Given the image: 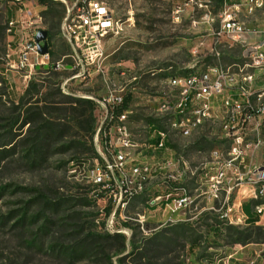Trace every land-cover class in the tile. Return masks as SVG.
Returning a JSON list of instances; mask_svg holds the SVG:
<instances>
[{
  "label": "rangeland",
  "instance_id": "rangeland-1",
  "mask_svg": "<svg viewBox=\"0 0 264 264\" xmlns=\"http://www.w3.org/2000/svg\"><path fill=\"white\" fill-rule=\"evenodd\" d=\"M41 1L0 0V143L4 144V149L11 150L0 159V264H96L86 260L69 263L57 252H52L68 238L65 234L62 242L59 241L57 226H61L62 219L73 216H81L85 222L94 223L98 231L123 233L128 238L133 232L138 238L150 237L165 230L176 234L177 226L186 224L189 233L184 236L179 231L176 236L180 240L172 249V256H179L180 261L186 264H214L232 256L231 264L253 259H258V264H264V242L258 231L250 230L253 232V243L233 244L232 235L226 228L243 216L241 207L239 212L237 208L229 211V221L222 218L224 210H220L219 204L209 198L207 178L202 172L205 168L197 169L195 177L190 174L185 177L182 187L187 190L191 203L175 215L159 206L148 208L154 196L164 194L172 187L171 184L165 187L161 179L166 178L168 171L158 168L149 179L133 175L136 166L154 165L149 158L148 124L151 121L156 122L158 128L168 126L166 121L163 123L159 112L165 101L162 95L167 90V81L216 67L238 72L246 64L243 49L226 39L217 41L212 38L206 25L194 27V22L201 21V11L188 9L182 22L174 24L173 9L185 0H96L108 6L114 18L121 21L122 31L105 39L99 69L86 65L91 60L87 57L85 61L80 55L84 64V70H81L77 66L78 60L69 57L73 51L61 34L68 9L77 0H53L59 5L58 11H64L62 22L51 28L49 51L55 55L53 58L39 57L41 65H36L33 71L29 68L20 71L16 64L23 45L33 40L39 31L50 29L49 23H45L42 17L46 8ZM7 11L12 14L8 25L4 21ZM219 11L220 7L213 3L212 13L217 15ZM243 20L248 27H256H249L252 31L262 29L264 6L253 16L243 17ZM220 26L221 22L217 19L214 29ZM216 52L218 57L214 56ZM51 61L64 66L58 71L60 77L47 73ZM73 66L76 68L71 71ZM247 71L253 72L250 69ZM78 74L82 76L67 81ZM26 76L30 78L25 79ZM30 82L39 86L41 94L31 99L24 98ZM107 87H110L111 95L125 93L132 98L128 128L135 146L123 169L114 167L110 173L104 169L100 155L115 164L112 151L105 150L102 141L95 145L94 136L91 138L80 132L65 117L64 111L75 108L77 104L54 106L47 97L60 91L66 97L100 99ZM54 100L69 102L63 96ZM103 115V110L97 105L96 131ZM25 120H34L35 124L30 126L25 124ZM50 124L62 125L59 129L64 140L54 139L48 148L43 145L46 151L36 155L37 164L33 166L25 156L30 152V159L34 158L35 148L39 149L41 132H44L41 128ZM217 127L204 125L186 138L170 134L171 159L184 160L192 170L208 165L211 151L225 149L229 145L221 141ZM73 140L84 146L80 150H61L62 146H69L65 142ZM115 146L119 147L117 138ZM84 150L88 151L80 157L81 163H71L72 158L79 157L78 153ZM94 154L99 156L100 161ZM98 168L102 173L105 171L101 182H96ZM244 196L235 194L234 204L243 203ZM49 199L60 204L58 212L45 205L44 200ZM249 199L252 202L253 198ZM109 206L113 212L106 219L105 209ZM243 213L251 217L256 215L251 203L246 204ZM170 217L174 222H167ZM23 218L25 223L21 222ZM125 223L130 225V229L124 228ZM232 226L244 231L249 225L245 221V224ZM185 242L194 243L192 251Z\"/></svg>",
  "mask_w": 264,
  "mask_h": 264
},
{
  "label": "built area",
  "instance_id": "built-area-1",
  "mask_svg": "<svg viewBox=\"0 0 264 264\" xmlns=\"http://www.w3.org/2000/svg\"><path fill=\"white\" fill-rule=\"evenodd\" d=\"M213 3L212 0H199V2L185 0L182 5L174 7L172 21L174 24H180L188 9L203 12L200 23L194 22V27L199 24L206 25L211 31L212 38L217 41L226 39L239 45L244 51L246 64L238 72L225 71L216 67L209 68L205 78L177 80L182 86V100H174V97H170L169 94H163L162 98H168V106L160 110L163 111V117L172 116L174 112H181V122L170 133L159 134L158 147L161 152V161L151 160L154 165L147 163L141 169H134V176H138V170H148V177L142 178L149 179L155 175L156 169L171 161V152L164 148V136L190 131L192 127H186V120H193L195 125L199 117L208 115L209 102H216L222 112V122L217 127L220 139L224 142V137H231V145H227L225 149L217 148L211 151L209 164L194 169L197 176V169L213 168V175L206 177L209 198L219 204L220 210H224L222 218L229 221V211H235L237 208L239 212V207L246 204L247 195H255V200L258 197H264V142L258 140L259 129L264 128V123H261V115L264 112V28L254 31L237 29L238 21L234 20V12H237L235 1L224 0L217 15L212 13ZM242 4H248V12H253L256 7L264 6V0H243ZM113 19L112 11L106 8L104 3L96 0H77L68 9L61 26V34L73 51V55L69 57H72L74 61L78 60L77 66L81 67V70H84V64L80 55L85 58V61L87 57L91 60V63L86 62V65L99 69L105 39L118 35V30L113 27ZM217 19L221 22V26L216 30L214 24ZM214 56L218 57L219 54L216 52ZM39 57L49 56L39 55L35 36L33 40L23 45L16 64L17 70L23 71L29 68L33 71L36 65H41L38 61ZM34 59L35 62H32ZM63 67L61 63H57L55 70L59 71ZM75 68L73 66L70 70ZM248 69L253 72H248ZM81 76L82 74L72 76L67 81ZM210 76H217L219 85H211ZM28 78L30 76L25 77V79ZM233 79H240V86H238L240 94H233V89H229V80ZM126 97L125 93L110 95V87H107L105 95L100 99L86 97L94 101L104 113L94 135V143L96 145L102 141L105 150L110 149L113 153L115 164L100 155L107 173L112 172L114 167L122 170L123 164L131 154L130 151L135 147L128 128L130 107L119 113L125 104ZM245 135H254V142H245ZM115 138L123 139V148H116ZM212 153H219L221 164L212 163ZM186 166L185 161L182 160L180 168L172 177L161 178L165 187L167 184L181 185L185 182ZM104 173V170L103 173L101 172V168L96 170V182L102 181ZM235 194L245 195L243 203L234 204ZM190 201L191 198L187 195L186 197H169L155 204H149L148 208L159 206L165 212L175 215L187 207ZM262 217H264V209L261 210ZM245 220H248L245 216H239L237 223H229L245 224ZM167 222H174V220L170 217ZM258 257L261 256L258 255ZM231 258L232 256L214 264H231ZM236 264H258V259Z\"/></svg>",
  "mask_w": 264,
  "mask_h": 264
},
{
  "label": "trees",
  "instance_id": "trees-1",
  "mask_svg": "<svg viewBox=\"0 0 264 264\" xmlns=\"http://www.w3.org/2000/svg\"><path fill=\"white\" fill-rule=\"evenodd\" d=\"M212 1L216 3L220 8L224 2V0ZM228 1L234 2L236 0ZM41 5L46 8V10L42 12L44 22L49 23L50 25V29L46 30L47 42L48 45H50V39L52 36L51 28H53L54 25H58L62 22L64 18V11H58L57 8L59 7V5L53 0H42ZM11 16L12 14L10 13V11H7L6 19L4 18V21L7 25L10 22ZM54 55L55 54L50 50L48 56L50 58H53ZM55 68L56 63L51 61L48 65V68L46 69L47 73L60 77L58 71H56ZM39 94H41L39 86L37 84H34L33 82H30L26 89L24 98L29 97L31 99ZM59 96H63L65 99H68L69 102H57L56 100H54ZM47 97H50L49 103L54 106L70 103L77 104L75 108L67 109L64 111L65 117H68L70 123L73 124V126H75V128H77L80 132L85 133L86 135H90L91 138L94 136L96 132L95 111L97 110V104L94 101L71 96L66 97L60 91L56 94L48 95ZM131 101L132 98L130 95H128L126 97L125 104L119 113L127 110L130 107ZM52 111H56V109H52ZM25 124L31 126L35 124V121L25 120ZM148 125L150 131H154L156 128H158L156 122L149 121ZM61 127L62 125L50 124V126H43L41 128V130H44V132H41L42 137L40 139V145L37 146L39 147V149L35 148V155L33 156L34 158L30 159V152L25 156L26 159L31 161V165L35 166L37 164L36 155H39V153L42 154L44 153V151H46L43 145L47 146L48 148L50 147V143H52L54 139H60V142L64 140V137L61 138L63 134V132L59 129ZM65 144H68L69 146L61 147V150L64 152H66V149L70 151L72 148L80 150L82 146H84L82 144H79V142H75L74 140L67 143L65 142ZM3 145L4 144L0 143V159L5 157L11 151L10 149H4L3 147L5 146ZM86 151L88 150L80 151V153H78L79 157L72 158L71 163L76 162L77 165L80 164V157L83 156L84 152L86 153ZM94 155L95 158L100 161L99 156L97 154ZM44 201L46 206H50L52 207L51 209H54L58 212L60 207L59 203H54L50 199L49 201ZM246 204L243 205V209L245 210ZM145 206L147 207V205ZM112 212L113 208L110 206L107 207L105 209V218L108 219L111 216ZM21 222L25 223V219L23 218ZM246 222L249 223V226L244 231H239L235 226L232 225L226 228V231L232 235L231 239L233 240V244L246 245L248 243H253V232H250V230L258 231V235L263 238L262 242H264V227L256 226L257 219L248 218ZM60 225L61 226H57L58 233L60 234L59 241L62 242V237L65 234L68 238L60 243V248H55L52 252H57L59 256H61L65 260H68L69 263L86 260L92 261L96 264H186L184 261H180L179 256H172L173 246L175 245V242L180 240L176 236V234L179 231H182L184 236L189 233V229L186 224L177 226L176 229L178 230V232L176 234L174 232L165 230L157 234H153L150 237L140 236V238H138L135 232H133L131 238H128L123 233H109L107 231H98V229H95L94 223L85 222L81 218V216H73L62 219L60 221ZM103 225L105 226V223H103ZM124 228L130 229V225L128 223H125ZM185 243L186 246L189 245V250L192 251L194 248V243Z\"/></svg>",
  "mask_w": 264,
  "mask_h": 264
},
{
  "label": "bare ground",
  "instance_id": "bare-ground-1",
  "mask_svg": "<svg viewBox=\"0 0 264 264\" xmlns=\"http://www.w3.org/2000/svg\"><path fill=\"white\" fill-rule=\"evenodd\" d=\"M242 1L243 0H239V1L236 0L235 2V7H237V12H234V20L238 21L237 29H245L246 31H250L247 28L246 23L240 19L239 14L242 11H244L247 15H253L257 10L262 9L263 7H256L253 12H248V4H242ZM191 2H199V0H191ZM105 7L108 8L106 5ZM113 27L116 30H118V34H119V32L122 31L121 21L114 18ZM206 76H207V72H192L186 77L169 79L166 84L167 90L165 94H169L170 97H174V100H182V86L179 85V82L177 80H190V79H196V78H205ZM210 83L211 85H219V78H217V76H210ZM238 86H240V79L229 80V89L236 88L237 93L235 94H240V87ZM166 106H168V98H165L164 103L161 104L159 108V112L161 113L162 118H163L162 120H164L163 123H165L166 121L168 123V126L167 127H165L166 125L163 127L161 126L159 128H156L154 131L153 130L150 131L149 129V132H148V142H149L148 147L150 151L149 158L154 161H161V152L158 147L159 134L170 133L172 130L175 129L176 125H178V123L181 122V112H174L172 116L163 117V111L160 109ZM221 122H222L221 107L217 106L216 102H209L208 115H205L204 117H199L195 121V125H193V120H186V127H192L191 130L187 132H180L176 135L186 138V137L191 136L193 132L198 130L200 127H203L204 125L209 124L213 126H219ZM261 123H264V112H262V115H261ZM258 140H260V142H264V128L259 129ZM117 142L119 143V147L117 148H123V139L117 138ZM224 142L229 143V145H231V137H224ZM245 142H254V135H245ZM170 144H171L170 134L165 135L164 136V148H167L169 152H171ZM212 163L221 164V157L219 153H212ZM185 165H187L186 170H185V177L188 176V174L195 177V170L194 169L192 170V168L188 165L187 162H185ZM142 167L143 166H136L134 167V169H141ZM179 167H180V160L171 159V161L163 164L162 167H159V170L163 172L168 171V174L165 176L167 178V177H172V175L178 171ZM134 169H133V172H134ZM202 172H205L206 177H208L210 175H213V168H205L202 170ZM138 176H144V177L148 176V170H138ZM182 183L181 185L171 184L172 187L168 191H166L164 194L154 196L150 200L149 204H155L159 200L169 198V197H186L187 190L184 187H182L183 185ZM246 198L247 199L253 198L251 202L253 212L258 216L259 219H261V210L264 209V197H258L256 198V200H255V196L246 197ZM150 208L152 209L154 207H150ZM241 212H242V215L245 216L243 213V207H241Z\"/></svg>",
  "mask_w": 264,
  "mask_h": 264
},
{
  "label": "water",
  "instance_id": "water-1",
  "mask_svg": "<svg viewBox=\"0 0 264 264\" xmlns=\"http://www.w3.org/2000/svg\"><path fill=\"white\" fill-rule=\"evenodd\" d=\"M36 44H37L39 55L47 56L49 53V45L47 42V32L46 31H39L37 33Z\"/></svg>",
  "mask_w": 264,
  "mask_h": 264
},
{
  "label": "crops",
  "instance_id": "crops-1",
  "mask_svg": "<svg viewBox=\"0 0 264 264\" xmlns=\"http://www.w3.org/2000/svg\"><path fill=\"white\" fill-rule=\"evenodd\" d=\"M237 1H239V0H237ZM236 2V1H235ZM108 7V6H107ZM109 8V7H108ZM260 10V9H259ZM258 11V10H257ZM256 13V12H255ZM254 13V14H255ZM253 14V15H254ZM253 15H247L244 11H242L240 14H239V17H240V19L242 20V21H244L243 20V17H251V16H253ZM245 22V21H244ZM246 23V22H245ZM246 26H247V24H246ZM251 29H255L256 27H252V26H249ZM248 26H247V28L250 30V28H249ZM264 28V27H263ZM262 28V29H263ZM250 31H252V30H250ZM190 73H192V72H190ZM189 73V74H190ZM231 89H233V94H235V93H237V90H236V88H231ZM257 160V159H256ZM259 163V162H258ZM246 203H251V201H249V199H247L246 198ZM245 215V214H244ZM245 217L248 219V218H250V219H257V223H256V225H258V226H264V217H262L261 219H259L258 218V216L257 215H255L254 217H251V216H246L245 215ZM246 225H249V223H247L246 222ZM242 249H244V247H241Z\"/></svg>",
  "mask_w": 264,
  "mask_h": 264
}]
</instances>
